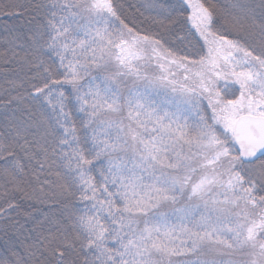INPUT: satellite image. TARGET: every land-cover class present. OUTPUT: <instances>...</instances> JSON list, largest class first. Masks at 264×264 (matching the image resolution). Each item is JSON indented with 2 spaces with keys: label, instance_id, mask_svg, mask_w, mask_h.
<instances>
[{
  "label": "snow or ice",
  "instance_id": "1",
  "mask_svg": "<svg viewBox=\"0 0 264 264\" xmlns=\"http://www.w3.org/2000/svg\"><path fill=\"white\" fill-rule=\"evenodd\" d=\"M15 7L0 264H264V0Z\"/></svg>",
  "mask_w": 264,
  "mask_h": 264
},
{
  "label": "trees",
  "instance_id": "2",
  "mask_svg": "<svg viewBox=\"0 0 264 264\" xmlns=\"http://www.w3.org/2000/svg\"><path fill=\"white\" fill-rule=\"evenodd\" d=\"M35 2L36 0H0V38L7 35L9 31H27L28 20L31 18L30 15L28 13L24 15H13L12 13L19 11V9L15 7L17 4H34ZM147 2L148 0H125L126 10L129 14L134 11V9H127L128 4H133L136 8H139L144 17L154 16V12L141 7L142 3ZM215 2L223 6L229 3V0H215ZM6 47L7 46L3 44L2 40H0V53H3ZM13 67L14 65L0 62V87H7L5 81L12 78L13 74L10 72V69ZM36 207L40 208L42 211L48 210L46 205H36ZM28 211H31V209L22 206L21 209L9 214L11 219L8 220L7 223L12 224L18 222V226L22 225L26 233L28 229L33 227L30 218L24 215V213ZM36 215L38 216L39 213ZM3 223L4 221L0 220V226H3ZM0 241H2V236H0Z\"/></svg>",
  "mask_w": 264,
  "mask_h": 264
}]
</instances>
